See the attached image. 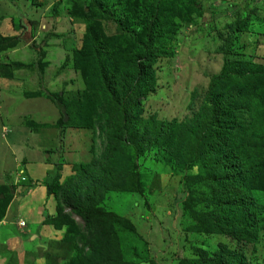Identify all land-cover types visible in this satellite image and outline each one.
I'll list each match as a JSON object with an SVG mask.
<instances>
[{"label":"rangeland","instance_id":"rangeland-1","mask_svg":"<svg viewBox=\"0 0 264 264\" xmlns=\"http://www.w3.org/2000/svg\"><path fill=\"white\" fill-rule=\"evenodd\" d=\"M102 1L113 19L125 16L130 28L140 30L132 18L136 14L141 22L142 12L128 11L127 4L133 0ZM88 3L89 0H0V14L13 13L14 23L21 20L25 28L19 35L21 42L0 50V67L4 68L0 73V187L5 183L13 187L12 182L46 181L55 209L58 206L62 211L59 228L51 226L56 233L49 241H59L83 230L80 220L64 207L61 195L69 198L72 191L84 194L89 183L100 186V208L127 219L135 234L118 230L113 245L94 241L92 251L81 246L87 256L83 264H179L214 257L222 247L241 256L243 264H264L262 178L253 181L260 183L257 188L251 182L247 184L252 198L262 208L250 213L259 229L256 239L251 244L238 243L207 232L194 216L209 211L210 191L205 183L187 182L185 177L202 176L206 169L203 161L187 166L174 153L179 126L198 109L209 78L219 72L224 60L249 61L264 67V0H197L199 11L189 25L174 21L178 31L161 47L167 56L152 66L154 92L138 101L137 113L138 119L153 118L169 124L167 135L173 140L148 148L136 157L125 150L111 159L105 157V131L96 117L98 110L84 112L87 121L83 127L60 128L58 111L45 95L60 94L69 99L74 95L81 98L85 93L76 52L85 27L78 15ZM14 6L24 13L22 18ZM95 16L103 38L117 35L114 24L101 19L98 13ZM29 22L32 38L28 34ZM232 22L244 25L243 30L229 34ZM228 36L226 53H221ZM262 93L264 84L259 88V95ZM249 112L252 125L238 127L245 137L251 133L254 142L253 161L249 160L247 166L254 161L264 166V148L255 144L256 135L264 132V103H253ZM131 163L136 184L132 188L127 186L126 178ZM25 164L30 168L23 169ZM6 254L7 264H15L13 255ZM32 256L25 257L23 264H42L40 257ZM78 258L73 251L70 260Z\"/></svg>","mask_w":264,"mask_h":264},{"label":"trees","instance_id":"trees-1","mask_svg":"<svg viewBox=\"0 0 264 264\" xmlns=\"http://www.w3.org/2000/svg\"><path fill=\"white\" fill-rule=\"evenodd\" d=\"M139 1L133 0L127 6L128 11L142 12L141 22H138L136 14L132 18L135 25L139 24L140 30L130 28L125 23V16L117 21L113 19L102 0H89L78 15L85 27L81 47L76 52V65L85 85V93L81 98L74 95L69 99H63L60 94H45L58 111L60 118L57 124L60 128L83 127L87 121L84 112L87 109L98 110L96 117L101 120L105 131V157L108 159L125 150L136 157L148 148L173 140L172 136L167 135L169 124L153 118L138 119V101L147 93L154 92L152 66L157 59L167 56L161 47L178 31L174 21L189 25L199 11L197 0ZM96 13L101 19L114 24L117 35L103 38L100 26L94 21ZM19 22L22 25L23 21ZM28 24H31L28 34L32 38V23ZM243 28L244 25L232 22L228 27L229 34L240 32ZM230 36L224 40L221 53H226ZM20 38L19 35L0 38V50L14 47L22 41ZM3 69L0 67V73ZM263 77L264 67L249 61L224 60L219 72L209 78L203 101L191 118L179 126L180 133L175 139L176 157L180 156L187 166L203 161L206 169L202 176L194 179L185 177L187 182L195 180L205 183L210 191V200L207 201L209 211L194 216L207 227V232L245 244L253 243L259 230L250 219V213L262 209L252 198L249 193L251 188L247 184L251 182L257 188L260 183L253 184V181L256 178L264 181V166L257 161L247 166L249 160L253 159L251 146L254 142L251 133L245 137L238 127L252 125L249 107L256 102L264 103V93L259 95V88L264 84L261 83ZM81 113L85 115L81 117ZM260 128L263 129L262 124ZM256 139L255 144L264 148V132L257 134ZM77 168H80L79 165ZM126 170L127 186L136 187L132 163ZM11 188L8 183L0 187V219L11 199ZM87 190L84 194H74L72 191L69 198L61 195L65 201L64 207L80 220L83 230L67 234L59 241H49L45 250L37 253L42 264L66 261L65 264H83L87 256L81 246L92 251L94 241L113 245L117 241L118 230L135 234L133 225L127 219L100 208V186L89 183ZM46 192H51L47 183ZM189 200L190 197L184 200L183 205L186 206ZM60 209L57 206L56 215L45 218L44 222L59 228ZM79 246L80 250L77 249ZM73 251L79 257L77 260H70ZM179 264L243 263L241 256L222 247L214 257L183 260Z\"/></svg>","mask_w":264,"mask_h":264},{"label":"crops","instance_id":"crops-1","mask_svg":"<svg viewBox=\"0 0 264 264\" xmlns=\"http://www.w3.org/2000/svg\"><path fill=\"white\" fill-rule=\"evenodd\" d=\"M16 12L22 18L24 13L21 10ZM0 17L1 36H18L24 32L25 28H21L19 21L14 23L13 13L10 16L0 14ZM19 161L16 160V163ZM26 168L30 167L25 164L23 169ZM12 186V198L0 220V264H7L6 252L13 255L15 264H23L25 257L32 254L37 257L36 251L43 250L47 240H51L50 237L56 233L44 222L46 217L53 218L56 215V204L51 194L46 192V182L32 184L28 181L17 185L12 182ZM16 222L23 223V226Z\"/></svg>","mask_w":264,"mask_h":264},{"label":"built area","instance_id":"built-area-1","mask_svg":"<svg viewBox=\"0 0 264 264\" xmlns=\"http://www.w3.org/2000/svg\"><path fill=\"white\" fill-rule=\"evenodd\" d=\"M22 180V179H21ZM17 223V225H19V226H22L23 225V223H21V222H16Z\"/></svg>","mask_w":264,"mask_h":264},{"label":"clouds","instance_id":"clouds-1","mask_svg":"<svg viewBox=\"0 0 264 264\" xmlns=\"http://www.w3.org/2000/svg\"><path fill=\"white\" fill-rule=\"evenodd\" d=\"M19 17H20V15H19ZM23 226V225H22Z\"/></svg>","mask_w":264,"mask_h":264}]
</instances>
